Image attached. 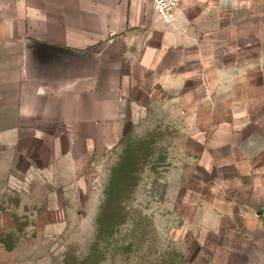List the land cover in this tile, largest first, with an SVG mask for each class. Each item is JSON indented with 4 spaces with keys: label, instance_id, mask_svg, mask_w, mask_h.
<instances>
[{
    "label": "crops",
    "instance_id": "crops-1",
    "mask_svg": "<svg viewBox=\"0 0 264 264\" xmlns=\"http://www.w3.org/2000/svg\"><path fill=\"white\" fill-rule=\"evenodd\" d=\"M158 100L222 178L195 202L175 163L158 197L205 215L210 264H264V0H182L171 25L151 0H0L1 220L29 222L6 227L19 239L0 240V264H67L89 165Z\"/></svg>",
    "mask_w": 264,
    "mask_h": 264
},
{
    "label": "rangeland",
    "instance_id": "rangeland-1",
    "mask_svg": "<svg viewBox=\"0 0 264 264\" xmlns=\"http://www.w3.org/2000/svg\"><path fill=\"white\" fill-rule=\"evenodd\" d=\"M145 104L124 139L88 167L85 194L70 205L60 237L67 264H210L206 248L215 238L201 229L205 215L196 218L180 203L169 205L157 191L163 172L175 163H185L195 202L211 198V183L222 178L196 166L190 154L196 148L185 140L190 126L179 109H165L163 100ZM1 202L0 240L12 244L19 238L5 235L11 232L6 227L17 230L29 222L2 221L4 197Z\"/></svg>",
    "mask_w": 264,
    "mask_h": 264
},
{
    "label": "built area",
    "instance_id": "built-area-1",
    "mask_svg": "<svg viewBox=\"0 0 264 264\" xmlns=\"http://www.w3.org/2000/svg\"><path fill=\"white\" fill-rule=\"evenodd\" d=\"M182 0H151L153 12L166 25L176 20L177 10Z\"/></svg>",
    "mask_w": 264,
    "mask_h": 264
}]
</instances>
